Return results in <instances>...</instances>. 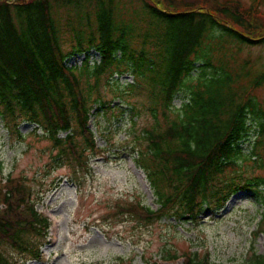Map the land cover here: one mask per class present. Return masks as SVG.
<instances>
[{
    "label": "trees",
    "instance_id": "trees-1",
    "mask_svg": "<svg viewBox=\"0 0 264 264\" xmlns=\"http://www.w3.org/2000/svg\"><path fill=\"white\" fill-rule=\"evenodd\" d=\"M262 1L0 0V118L19 137L21 123L34 125L31 134L49 143L48 167L70 169L79 188L80 175L92 173L90 159L104 152L88 127L102 100L98 83L130 73L136 81L121 94L126 104L150 105L149 124L132 135L131 149L159 206L118 201L120 217L145 226L170 218L196 223L244 189H254L264 209V177L224 183L252 130L248 160L264 171V67H250V52L264 45ZM65 34L68 52L61 48ZM92 49L102 57L98 65L67 66L75 52ZM182 89L187 102L170 119ZM101 104L106 116L122 112ZM44 195L22 177L0 180V264L41 260L50 224L36 205ZM262 233L264 210L254 236ZM248 262L264 264V255L253 253ZM181 264H210L209 253H184Z\"/></svg>",
    "mask_w": 264,
    "mask_h": 264
},
{
    "label": "rangeland",
    "instance_id": "rangeland-1",
    "mask_svg": "<svg viewBox=\"0 0 264 264\" xmlns=\"http://www.w3.org/2000/svg\"><path fill=\"white\" fill-rule=\"evenodd\" d=\"M239 1L243 5L250 3V0ZM261 9L264 11V0ZM63 39L61 48L68 52L70 37L65 34ZM89 57L92 64L95 56ZM250 60L254 70L263 68L264 45L252 49ZM80 61L81 57L72 55L66 64L80 66ZM112 78H117L119 84L108 85L105 77H101L97 87L100 95L110 101L111 106H120L122 112L110 111L106 116L109 112L106 109L94 110L90 128L97 145L104 147L105 152L91 160V174L85 178L80 175L79 188L76 182L69 181L70 169L48 167L49 143L31 134L33 125L22 123L19 126V131L25 135L21 139L0 118V177H22L34 194L45 191L37 209L50 215V238L41 247L43 259L27 264H146L148 260L161 262V257L168 255L196 252L201 256L206 251L210 264H249L253 253L264 255V233L254 236L264 210L254 189L233 192L217 213L206 209L196 223L188 219L175 222L170 218L145 226L120 217L114 208L118 201H138L152 210L159 205L144 172L137 168L130 144L132 135L148 126L150 105L131 100L135 108L130 114L121 94L125 92L124 86L136 79L129 73ZM256 91L261 96L260 90ZM187 98V91L182 89L173 101L170 119L178 114ZM132 120L135 121L133 126ZM254 137L252 130L249 138L240 143L242 156L237 158L236 170L227 175L224 183L233 180L242 185L246 180L253 181L255 176L264 177V171L248 160Z\"/></svg>",
    "mask_w": 264,
    "mask_h": 264
}]
</instances>
